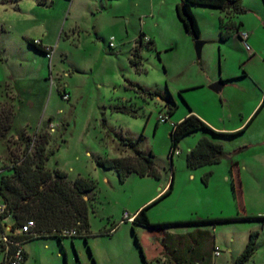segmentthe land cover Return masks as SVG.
Returning <instances> with one entry per match:
<instances>
[{
	"label": "rangeland",
	"instance_id": "374dc122",
	"mask_svg": "<svg viewBox=\"0 0 264 264\" xmlns=\"http://www.w3.org/2000/svg\"><path fill=\"white\" fill-rule=\"evenodd\" d=\"M162 1L48 0L50 5L38 6L36 0H0V103L12 105L15 115L7 141L0 142V167L9 164L11 154L21 153L17 137L24 129L29 135L50 136L48 148L54 153L46 168L65 172L70 181L81 177L95 182L86 195L90 235L61 242L29 240L22 245L29 254L26 264H144L138 245L146 264H158L166 237L194 231L210 233L206 249L219 251V256L212 255V264H232L253 229L260 237L253 259L256 264L264 261L263 220L223 221L264 216V104L245 131L214 138L225 154L219 164L186 167V154L202 131L182 139L177 154L169 158L170 131L189 111L231 132L242 123L243 128L262 104L264 94L246 118L264 87V0H241L246 12L240 30L249 34L250 52L234 29L220 40L219 11L195 8L200 41L205 43L199 60L182 26L173 29L169 23L172 12L177 18L175 8ZM140 32L150 33L155 46L139 47L136 66L130 59ZM24 37L51 48L50 58L28 48ZM224 75L243 77L224 82L219 93L210 90ZM138 87L154 97L140 94ZM124 104L134 116L115 110ZM169 107L172 115L167 114ZM160 115L166 122H158ZM130 141L140 153L154 155L160 179L131 174L120 182L114 171L96 165L97 158L130 156L123 146ZM171 181V192L146 210L150 223L222 221L152 229L121 222L138 204L154 195L158 199ZM0 222L8 232L5 226L11 220ZM112 226L116 228L108 236L100 234Z\"/></svg>",
	"mask_w": 264,
	"mask_h": 264
},
{
	"label": "trees",
	"instance_id": "16d2710c",
	"mask_svg": "<svg viewBox=\"0 0 264 264\" xmlns=\"http://www.w3.org/2000/svg\"><path fill=\"white\" fill-rule=\"evenodd\" d=\"M41 5H44V0H40ZM193 7H203L217 10L224 14L223 18L218 20L220 27V40L228 39L230 32L234 29L236 35L240 32V25L235 22L236 18L243 15L246 11L241 5V0H182L175 7L177 20L182 25L184 32L196 42L200 40V29L197 21L192 13ZM146 38L142 33L139 34L135 47L133 58L130 59L132 65H138L140 58L139 47L143 44L154 49V43ZM26 43L34 51L44 55L45 51L41 45H38L34 40L26 39ZM159 53H157L158 55ZM138 92L143 95L154 97V94L146 92L143 88L138 87ZM172 103V101H170ZM257 109L253 117L248 123L238 132L230 134H220L212 131L208 125L196 115L189 111L177 124L173 125L170 138V161L177 150V146L182 139L195 133L205 132L214 136H233L245 131L251 123L255 115L259 112ZM117 112L125 113L134 116L133 109L125 104L115 108ZM173 110L168 108L167 114L172 115ZM14 112L12 105L0 103V142H6L12 130L14 122ZM18 140L22 146L21 153L11 154L9 164L0 167V201L5 204L7 213L4 216H9L11 220L10 232H14L26 220L35 222L36 233L35 237L11 236L10 240L25 242L40 238H54L61 242L66 239L61 235L65 230H76L77 236L72 238L86 239L89 233L88 223V207L84 197L92 192L95 188V182L90 179L78 177L74 181H70L65 172L60 170H49L46 168V162L53 155L54 151L48 148L50 136L47 133H36L29 135L24 129L19 131ZM123 146L130 149L132 154L120 158H97L96 165L103 170H112L118 177L120 182H124L131 174H136L140 177H152L160 179V174L154 163V155L151 152L142 154L138 150L136 142H128ZM223 148L220 144L213 143L208 138H201L197 144L186 154V167L190 170L200 169L206 166L219 164L224 156ZM235 168L237 166L233 165ZM209 174L202 178L203 183L207 184ZM172 190V181L168 189L150 205L168 195ZM144 207L134 214L132 225L139 226L144 229L152 228H169L172 226H199L213 224L222 220L214 219H198L183 222L173 223H150ZM263 220L264 216L249 217L241 216L233 219L223 220ZM1 221V217H0ZM121 222H128L123 220ZM120 222V223H121ZM1 223V222H0ZM117 226V225H116ZM116 226L101 232V235L108 236L112 233ZM0 225V233L2 232ZM70 238V239H72ZM211 235L207 231H194L185 235H171L166 237L160 246L158 264H212L213 250L206 249ZM258 232L253 231L249 234L248 241L242 252L235 258L233 264H246L253 257L256 250V242ZM136 240V239H135ZM137 242V240H136ZM143 263L146 264L144 254L141 247L138 245ZM8 248V250H7ZM14 247L0 242V251L3 253L0 264H4ZM7 250V252H6ZM26 261V254L23 253V262Z\"/></svg>",
	"mask_w": 264,
	"mask_h": 264
},
{
	"label": "built area",
	"instance_id": "2783aa9c",
	"mask_svg": "<svg viewBox=\"0 0 264 264\" xmlns=\"http://www.w3.org/2000/svg\"><path fill=\"white\" fill-rule=\"evenodd\" d=\"M237 38L243 44L245 50L250 52L251 49H250L249 45L247 44V41L249 39V34L247 32L240 31L237 34ZM147 41H148V38H144V42H147ZM34 42L38 45H41L43 50L45 51V54H46L45 56L47 58H50L51 53H52V49L42 45L39 40H34ZM113 42H114V38L111 37L109 40V47L110 48L114 47ZM62 98L66 99L67 95L63 94ZM166 120H167V117L164 115H160L158 118V122H161V123L166 122ZM174 154H177V152H175ZM5 213H7L6 208H5V204L0 203L1 221L10 219L9 216H7V217L4 216ZM123 220H127L128 222H130L133 220V216H130L128 214H124ZM5 228H6V226H5ZM34 228H35V222L33 220H26L21 226H19L16 230H14V232H10L11 226L8 228V232H5L4 230H2V232L0 233V242H3L6 245H9V246L11 245L14 247L12 254L8 258H6L4 264H22L23 253H24V250L22 247L23 244H22V242H19V241L10 240L9 237L16 236V235L25 236V237H35L36 233L33 230ZM61 235L65 238H72V237L77 236V232L74 229L73 230H65L61 233ZM7 250H8V248H7ZM7 250H6V252H7ZM213 255L215 257L219 256L218 249L214 250Z\"/></svg>",
	"mask_w": 264,
	"mask_h": 264
},
{
	"label": "crops",
	"instance_id": "0c3cea01",
	"mask_svg": "<svg viewBox=\"0 0 264 264\" xmlns=\"http://www.w3.org/2000/svg\"><path fill=\"white\" fill-rule=\"evenodd\" d=\"M182 0H168V1H166V0H163L161 3L162 4H168V7H170L171 9H174L175 7H176V5H178L180 2H181ZM36 2H37V5L38 6H42L39 2H40V0H36ZM51 4V2H48V0H44V6H46V5H50ZM195 8H197V7H193L192 8V11L195 9ZM169 12H170V10H169ZM194 14V13H193ZM172 15H173V12H172ZM170 16V18H169V23H171L174 27H173V29H180V27L178 26V25H180V26H182L181 24H180V22L177 20V18H175V16L173 15V16ZM220 17H219V19L220 18H223V16H224V14L223 13H221L220 12ZM242 15H240V16H238L237 18H236V21L235 22H238L239 23V27L241 28L242 26H243V23H242V21L240 20V17H241ZM172 17H173V19H172ZM218 19V20H219ZM178 23V24H177ZM218 27H219V24H218ZM183 28V27H182ZM219 29H220V27H219ZM241 31V30H240ZM143 34L146 38H148V39H150V40H152L153 41V43H154V46H155V41L152 39V37H151V35H150V33H145V32H140L139 34ZM202 34V33H201ZM202 36V35H201ZM24 40H25V43H26V39H30V40H32L31 38H28V37H24L23 38ZM137 40H138V38L136 39V42H137ZM40 42H41V44L42 45H44V43L40 40ZM222 42H224V41H222ZM26 45H27V43H26ZM28 46V45H27ZM44 46H46V44L44 45ZM46 47H48V46H46ZM28 48H30V49H32L31 47H29L28 46ZM33 50V49H32ZM243 76H236V75H224V77H222V78H224V81H222V80H219V81H221V82H228V83H232V82H237V81H240V79L242 78ZM216 83V82H215ZM214 84V83H213ZM225 86V85H224ZM235 86V85H234ZM224 88V87H223ZM222 88V89H223ZM264 94V87L261 89V92H260V94H259V96H260V98L259 99H256L257 101H256V105H254V107H253V110H251V112L248 114V116L246 117V118H249V116L252 114V112L254 111V109H255V107L257 106V104L259 103V101H260V99H261V97H262V95ZM258 96V97H259ZM188 115V114H187ZM186 115V116H187ZM185 116V117H186ZM207 124V123H206ZM208 125V127L212 130V131H214V132H216V133H220V134H230V133H235V131L236 132H238V130L240 131L241 130V128H242V126L244 125V123H242L241 125H239V126H236L235 128H233V129H231L230 131L231 132H227L226 131V129H217V128H214V127H212L210 124H207ZM247 129V128H246ZM245 129V130H246ZM203 133H205V132H203ZM194 134V133H193ZM209 134V135H208ZM204 137H206V138H208L210 141H212L213 143H216V144H220L218 141H214L215 139V137H216V140L218 139V138H220V137H225V136H214V135H212V134H210V133H205L204 135H202V137L201 138H204ZM191 150V149H190ZM189 150V151H190ZM188 151V152H189ZM177 152V151H176ZM165 190H166V186L158 193V194H160V193H162V192H165ZM158 195H154V196H152V197H150L149 199H147L146 201H144L143 203H141L140 205L138 204L137 206H136V209H134V213L132 214V215H134L136 212H138L139 210H141L140 208L142 207V206H144L145 204H148L149 202H152L156 197H157ZM84 199L87 201V200H89V197H87V196H85L84 197ZM155 201V200H154ZM157 202V201H156ZM150 206H152V205H150ZM257 217H259V216H257ZM10 227V225H6V230H8V228ZM255 230H257V229H253L252 231H248L247 233H248V235H249V233L250 232H253V231H255ZM175 235V234H174ZM262 236V235H261ZM258 238L260 239V237L258 236ZM258 239V240H259ZM258 240H257V242H258ZM263 242H262V244H261V246L262 247H264V236H263V240H262ZM24 250V252H25V254H26V261L24 262V264H26V262L28 261V259H29V254L26 252V250L25 249H23ZM243 250V249H242ZM241 250V251H242ZM240 251V252H241ZM239 254V253H238ZM2 256H3V253L0 251V263H1V260H2ZM158 257H159V255H158ZM237 257V255L234 257V258H232L231 259V263L233 264V262H234V260H235V258ZM253 258H255L254 256L251 258V260L248 262V263H246V264H250V263H252V264H256V260L255 259H253ZM259 264H264V261L263 262H261V263H259Z\"/></svg>",
	"mask_w": 264,
	"mask_h": 264
},
{
	"label": "water",
	"instance_id": "95a60500",
	"mask_svg": "<svg viewBox=\"0 0 264 264\" xmlns=\"http://www.w3.org/2000/svg\"><path fill=\"white\" fill-rule=\"evenodd\" d=\"M204 44L205 43L203 41H200V40L194 42V49H195L196 57H197L198 60L201 57V50H202V47L204 46ZM223 87H224V83L221 82V81H218V82L212 84L209 87V89L212 90L215 93H219L222 90Z\"/></svg>",
	"mask_w": 264,
	"mask_h": 264
},
{
	"label": "clouds",
	"instance_id": "9594fccd",
	"mask_svg": "<svg viewBox=\"0 0 264 264\" xmlns=\"http://www.w3.org/2000/svg\"><path fill=\"white\" fill-rule=\"evenodd\" d=\"M131 216H133V219H134V215H131ZM133 221V220H132Z\"/></svg>",
	"mask_w": 264,
	"mask_h": 264
}]
</instances>
